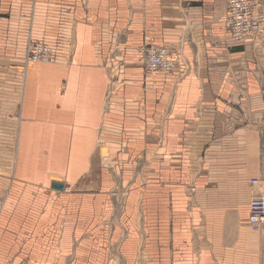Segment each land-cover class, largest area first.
Here are the masks:
<instances>
[{
    "label": "crops",
    "instance_id": "crops-1",
    "mask_svg": "<svg viewBox=\"0 0 264 264\" xmlns=\"http://www.w3.org/2000/svg\"><path fill=\"white\" fill-rule=\"evenodd\" d=\"M227 2L0 0V264H264V31L233 42Z\"/></svg>",
    "mask_w": 264,
    "mask_h": 264
},
{
    "label": "built area",
    "instance_id": "built-area-1",
    "mask_svg": "<svg viewBox=\"0 0 264 264\" xmlns=\"http://www.w3.org/2000/svg\"><path fill=\"white\" fill-rule=\"evenodd\" d=\"M228 33L235 43L254 39L264 31V11L262 0H228L226 12ZM54 59V49L46 43L30 41L26 53V63L51 62ZM147 75L159 73L178 74L179 79L189 73V61L184 52V46L169 48L149 44L142 50L140 58ZM121 60H113L111 71L117 77L122 66ZM253 192L250 202L249 225L255 231L264 229V187L262 179H251Z\"/></svg>",
    "mask_w": 264,
    "mask_h": 264
},
{
    "label": "water",
    "instance_id": "water-1",
    "mask_svg": "<svg viewBox=\"0 0 264 264\" xmlns=\"http://www.w3.org/2000/svg\"><path fill=\"white\" fill-rule=\"evenodd\" d=\"M53 187L54 188H57V189H62L63 188V185L62 184H59V183H54L53 184Z\"/></svg>",
    "mask_w": 264,
    "mask_h": 264
},
{
    "label": "rangeland",
    "instance_id": "rangeland-1",
    "mask_svg": "<svg viewBox=\"0 0 264 264\" xmlns=\"http://www.w3.org/2000/svg\"><path fill=\"white\" fill-rule=\"evenodd\" d=\"M3 111H6V109H3ZM17 112V109L16 110H14V112L13 113H16ZM261 178V177H260ZM263 187H264V183H263Z\"/></svg>",
    "mask_w": 264,
    "mask_h": 264
},
{
    "label": "bare ground",
    "instance_id": "bare-ground-1",
    "mask_svg": "<svg viewBox=\"0 0 264 264\" xmlns=\"http://www.w3.org/2000/svg\"><path fill=\"white\" fill-rule=\"evenodd\" d=\"M250 206V205H249Z\"/></svg>",
    "mask_w": 264,
    "mask_h": 264
}]
</instances>
